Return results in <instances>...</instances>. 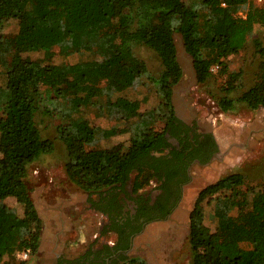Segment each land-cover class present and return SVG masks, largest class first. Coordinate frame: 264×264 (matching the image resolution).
Instances as JSON below:
<instances>
[{"label": "trees", "instance_id": "1", "mask_svg": "<svg viewBox=\"0 0 264 264\" xmlns=\"http://www.w3.org/2000/svg\"><path fill=\"white\" fill-rule=\"evenodd\" d=\"M199 1V0H198ZM0 0V22L19 21L18 33L0 35V61L5 84H0V262L17 261V253L38 254L43 219L31 198L26 182L29 165L55 149L44 138L36 116L52 113L41 106V86L46 97L81 106L106 108L124 122L123 131H100L87 119L71 117L59 127L68 149L66 173L71 182L88 194L90 208L103 213L101 235L118 234L117 245L108 255L130 247V238L147 222L165 218L142 207L133 214L128 200L141 206V190L151 184L173 190L180 196L182 185L190 181L187 169L194 160L205 164L218 151L213 133L192 131L177 115L174 88L184 76L177 56L175 33H180L186 51L194 59L199 82L213 76L212 68H226V59L244 49L251 39L260 68L253 85L236 99L230 97L242 70L230 74L232 82L219 101L227 112L236 102L252 110L264 107V37L254 36L256 25L264 26V5L248 0ZM201 5L207 7L202 13ZM62 53L90 52L92 59L75 64L51 61L54 47ZM147 47L159 56V75L150 73L137 49ZM30 53H43L33 58ZM148 79L161 97L151 109L121 95ZM162 126L159 127V123ZM128 134L110 146L94 142L98 134ZM171 138L177 140L173 143ZM130 185V186H129ZM14 195L24 204L20 215L2 200ZM212 205L216 229L205 223V204ZM134 217V218H133ZM135 220V221H136ZM190 245L193 264H264V186L249 187L241 172L227 174L200 190L190 214ZM60 257L57 264H86L83 259ZM93 264V262H90ZM114 264H150L141 257L124 254Z\"/></svg>", "mask_w": 264, "mask_h": 264}, {"label": "rangeland", "instance_id": "2", "mask_svg": "<svg viewBox=\"0 0 264 264\" xmlns=\"http://www.w3.org/2000/svg\"><path fill=\"white\" fill-rule=\"evenodd\" d=\"M198 1V0H197ZM200 1V0H199ZM198 1V2H199ZM248 0L242 1L240 15H245L244 9ZM254 5H264V0H253ZM202 13L207 12V7L201 5ZM19 21L6 19L0 22V35L18 33ZM175 42L178 45V54L184 70V76L180 83L175 86L174 104L179 115L189 120L195 119L200 129L209 130L214 134L216 125L218 128L223 121H216L215 116L231 117L232 120L241 124L239 129L223 131L228 141L229 150L224 151L218 143V154L210 162L195 164L191 168V179L183 186L180 203L166 221L152 222L135 237L132 249L128 257H141L150 264H193V251L190 245V214L194 208L196 199L201 189L221 177L241 172L246 176L249 187L259 190L264 186V107L252 110L243 102H236L233 109L224 112L219 107L218 101L226 94L225 89L232 82L231 73L242 70L241 78L234 84L235 91L230 97L236 99L244 90L253 85L260 68V59L255 53L252 40L249 39L246 47L239 52L230 55L226 59V68L223 71L215 66L213 76L205 82H199L192 71V56L183 50L184 42L180 33H175ZM254 36L264 37V26L256 25ZM63 44L54 47L55 55L51 59L57 64L85 62L92 59L90 52L74 53L65 56L62 53ZM138 55L147 62L150 73L154 76L160 74L163 69L161 59L153 50L147 47L137 49ZM33 58H44L43 53H30ZM145 83L134 88L127 89L121 95L131 99L140 110L144 111L156 107L161 97L154 84L145 79ZM4 68L0 61V84H5ZM45 87L41 86V106H48L52 113L38 111L36 119L42 129L44 138L55 142V149L50 154H43L40 159L29 165L26 182L31 198L35 204L45 199L44 194L50 193L59 210V215L52 223L51 228H45L44 245L46 248L31 256L26 264H47L50 258L57 254L74 257L82 253L86 246L94 241L105 242L113 238L111 234L99 233L104 217L101 213L90 208L87 203L88 194L70 181L66 173L68 161V149L60 137L59 127L65 125L71 117L87 119L90 124L99 127L100 131H123L124 122L111 115L106 108L97 106H81L75 109L70 103L57 98L46 97ZM184 113V115H183ZM207 122V125L206 123ZM244 122L245 124H243ZM216 123V124H215ZM215 124V125H214ZM159 127L162 126L160 122ZM234 125V127H233ZM224 123L222 124V127ZM250 127V128H249ZM252 131H249L251 130ZM222 134V136H223ZM216 137V136H215ZM128 134L106 136L98 134L94 144L110 146L116 142L124 141ZM217 140V138H216ZM218 142V141H217ZM221 143V141H220ZM239 144V145H236ZM1 157V155H0ZM158 185L152 181L142 190L149 192ZM14 208L18 214L24 215L25 207L16 196L9 195L2 200ZM205 223L212 230L216 229V222L212 216V205L205 204ZM44 227V223H43ZM60 227V228H58ZM55 232L58 236L55 235ZM56 240H52V238ZM86 242V243H85ZM85 243L83 246H81ZM15 259L19 262L18 253ZM10 258L6 256L0 264H8Z\"/></svg>", "mask_w": 264, "mask_h": 264}, {"label": "flooded vegetation", "instance_id": "3", "mask_svg": "<svg viewBox=\"0 0 264 264\" xmlns=\"http://www.w3.org/2000/svg\"><path fill=\"white\" fill-rule=\"evenodd\" d=\"M177 115L188 126L192 127V131H202L200 129V126H199L198 122L195 121V119H192V121H189L186 118L187 116L185 117L184 113H183L184 116L179 115L178 112H177ZM203 132L209 133L210 131L209 130H205ZM171 141L173 143H175V144L177 143V140L174 139V138H171ZM217 154H218V151L215 153V156H213V159L217 156ZM213 159H211V161ZM195 164H200L199 163V159H194L188 165L187 173H188V176H190V177H191V168ZM184 185H186V184H184ZM184 185H182L180 196L177 195V193H175L173 190L159 189L157 187V185H156V187L154 189H151L149 192H142V190H141V193L144 195V199H143V201L141 203V206H139V204H138V202L136 200H133V201H129L128 200L129 206L126 207L125 209L128 210L129 208H131V211H132L133 214L137 213V209L139 207H142L144 209V212L147 211V210H151L150 212L152 214H158L159 212H162V211H163V213H167L168 212L165 218L156 219V220L151 221V222H147V218L143 217V216L140 217L138 220H136L133 217L134 218L133 219V223L134 224L138 223V224L143 225L144 226L143 230H144L145 227L148 224L152 223V222H159V221L161 222V221H166V220L170 219V217L175 212V210L177 209V207H178V205L180 203V200L182 198V191H183V186ZM89 206H90V204H89ZM99 213H101V212H99ZM101 214L105 218L104 221L101 222V224H102V223H104L107 220V217L103 213H101ZM139 234H137V235H139ZM111 235L113 236V238L108 240V241L99 242L98 243V241L96 240V241L92 242L91 244L87 245L85 250L82 253H80L79 255H77V256L67 257V256H64V255L58 254L55 257L50 258L49 261L47 262V264H57L60 257H65L67 259L78 258L81 255L82 256L85 255L88 251L91 252L90 256L85 257L86 259H83V261H85L86 264H90V262H93V264H114L115 260L118 259L119 256H121L122 254H124L126 256H129V253H130V251L132 249V246H133L134 239H135V237L137 235L131 236V238H130V247L129 248L118 250V251H115L113 254L108 255L109 248L117 245V240H118V237H119L116 232H111Z\"/></svg>", "mask_w": 264, "mask_h": 264}, {"label": "crops", "instance_id": "4", "mask_svg": "<svg viewBox=\"0 0 264 264\" xmlns=\"http://www.w3.org/2000/svg\"><path fill=\"white\" fill-rule=\"evenodd\" d=\"M223 118L224 119L222 120L221 119V115L215 116V120L216 121L217 120L218 121H223L224 126L222 127V124L223 123L220 124V127L219 128L217 127L219 125H216L214 127L216 129L213 132H214V135L217 138V141L219 143V146L221 144H223V146H226V147L223 148V150L224 151H227V150H229V148L227 147V145H228L227 139L226 140H223V143H222V140H221V138H223V139L225 138V135L223 134V131H230V129L228 128V126L230 124H234L235 125V127L233 125V127H234L233 129H239V126H241V124L238 123V121L232 120L231 117H228V116H225L224 117L223 116ZM205 123L207 125V122H205ZM242 123L245 124L244 122H242ZM249 131H252V129L249 130ZM222 134H223V136H222ZM220 141H221V143H220ZM236 145H239V144L236 143ZM44 196H45V199H42L39 204L37 202H35V206L37 208V211H38L39 215L41 216V218L43 219V223H44L42 237H41V246H40L39 251H41L42 249L46 248V245H44V243H43L44 240H45V235H44L45 234V231H46L45 228H49V229L51 228V234H54L53 232L55 230L52 229V226L51 225H52L53 221L55 222V219L59 215V210L56 208V206H57L58 203H55L54 202V200L52 199L50 193H47L46 195L44 194ZM58 228H60V227H58ZM55 235L58 236L56 232H55ZM52 240H56V238L53 237ZM85 243H83L81 246H83Z\"/></svg>", "mask_w": 264, "mask_h": 264}, {"label": "built area", "instance_id": "5", "mask_svg": "<svg viewBox=\"0 0 264 264\" xmlns=\"http://www.w3.org/2000/svg\"><path fill=\"white\" fill-rule=\"evenodd\" d=\"M214 69H215V67L212 68V70H214ZM18 256L22 260H27L31 257V251L30 250L21 251L18 253Z\"/></svg>", "mask_w": 264, "mask_h": 264}, {"label": "water", "instance_id": "6", "mask_svg": "<svg viewBox=\"0 0 264 264\" xmlns=\"http://www.w3.org/2000/svg\"><path fill=\"white\" fill-rule=\"evenodd\" d=\"M176 46H177V56H178V60H179V62L181 63L180 58H179V54H178V49H179V47H178L177 44H176ZM182 46H183V50H184L185 52H187V51H186V48H185V45L182 44ZM181 65H182V64H181ZM192 71H193L194 75L197 76V73H196V70H195V67H194V59H193V57H192ZM175 89H176V87L174 88V91H175Z\"/></svg>", "mask_w": 264, "mask_h": 264}]
</instances>
